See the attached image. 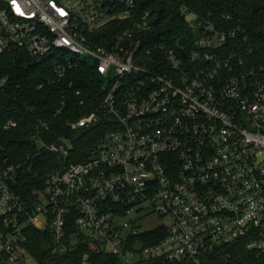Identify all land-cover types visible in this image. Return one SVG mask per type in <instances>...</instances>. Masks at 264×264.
I'll use <instances>...</instances> for the list:
<instances>
[{
  "label": "built area",
  "instance_id": "obj_1",
  "mask_svg": "<svg viewBox=\"0 0 264 264\" xmlns=\"http://www.w3.org/2000/svg\"><path fill=\"white\" fill-rule=\"evenodd\" d=\"M138 3L0 0V59L50 62L60 80L79 63L95 66L100 110L70 127L105 120L108 128L86 162L49 174L32 203L16 189L21 166L0 164V264H38L33 228L53 237V257L81 237L124 264H200L241 241L264 254V68L248 66L253 50L241 20L227 16L234 26L218 27L180 7L199 34L187 62L179 43L143 49L153 27ZM2 70L5 94L11 81ZM35 140L39 155L64 161L73 148L68 139L46 143L41 132ZM152 217L168 221L159 227L168 235L144 247L136 239Z\"/></svg>",
  "mask_w": 264,
  "mask_h": 264
},
{
  "label": "trees",
  "instance_id": "obj_2",
  "mask_svg": "<svg viewBox=\"0 0 264 264\" xmlns=\"http://www.w3.org/2000/svg\"><path fill=\"white\" fill-rule=\"evenodd\" d=\"M182 6H187L218 27L234 26L225 21L227 16L241 20L253 50V54L247 58L248 66L264 68V0H139L137 14H150L153 27L144 36L145 51L158 44L171 47L179 43L185 49V59L188 62L199 34L192 30L188 18L181 15ZM239 46L243 50L247 49L244 43ZM153 56L159 66L167 67L165 61H160V57ZM14 59H0L2 71L11 81L7 92L0 94V164L7 162L21 166L16 189L32 203L35 200L34 191L43 188L49 174L60 170L61 165L86 162L93 146L108 131L105 120L91 129L73 131L70 127V124L82 117L100 110L104 99V82L97 68L89 63H79L66 78L60 80L50 62L33 65L28 59L21 62ZM82 102L84 105H81ZM63 105L64 110L57 114ZM12 121L18 124L17 128L6 130L5 127ZM46 124L49 130L44 128ZM39 132L49 144L70 140L73 148L68 159L64 161L48 153L39 155L35 140L36 133ZM71 230L72 233L75 231L74 228ZM28 234L30 253L38 264H47L50 260L55 264H124L120 257L99 250L84 237H81L78 245L69 247L62 256L53 257L55 243L49 233L33 228ZM167 235L166 228H159L140 235L136 242L141 240L144 247L155 246ZM68 242L66 240L65 244ZM134 242L135 240L129 242V246ZM248 244L247 241H241L224 246L204 255L200 264H264V254L249 249Z\"/></svg>",
  "mask_w": 264,
  "mask_h": 264
},
{
  "label": "rangeland",
  "instance_id": "obj_3",
  "mask_svg": "<svg viewBox=\"0 0 264 264\" xmlns=\"http://www.w3.org/2000/svg\"><path fill=\"white\" fill-rule=\"evenodd\" d=\"M89 61L91 63H94L93 60H89ZM166 222H168V221H163V220H161L160 218H157V217H152L150 219L147 218V220H145L142 223V231L146 232V233L154 231V230L158 229L161 225H163Z\"/></svg>",
  "mask_w": 264,
  "mask_h": 264
}]
</instances>
